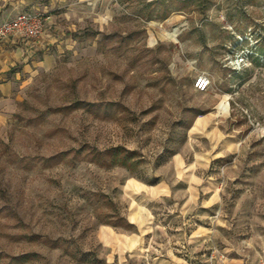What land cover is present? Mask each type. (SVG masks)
<instances>
[{
    "label": "rangeland",
    "instance_id": "374dc122",
    "mask_svg": "<svg viewBox=\"0 0 264 264\" xmlns=\"http://www.w3.org/2000/svg\"><path fill=\"white\" fill-rule=\"evenodd\" d=\"M69 6L83 17L74 45L13 96L0 123V264H200L213 247L225 264H258L264 0ZM200 75L204 91L194 88ZM115 150L129 156L126 167L113 163ZM184 177L206 192L190 208L205 227L198 241L185 239L196 225L181 224L169 197L148 203L160 219L147 251L115 254L101 243L107 227L134 230L123 212L136 186L164 180L181 197Z\"/></svg>",
    "mask_w": 264,
    "mask_h": 264
},
{
    "label": "crops",
    "instance_id": "0c3cea01",
    "mask_svg": "<svg viewBox=\"0 0 264 264\" xmlns=\"http://www.w3.org/2000/svg\"><path fill=\"white\" fill-rule=\"evenodd\" d=\"M72 0H0V23L13 18L18 13H40L44 19V31L42 35L34 41L15 42L6 40L0 42V123L8 117V103L13 102V96H17L20 90L30 84L39 74L49 71L62 56L65 49L72 48L74 40L71 37L77 24L75 21L81 20L82 16H75V7L69 6ZM182 175L183 168L180 169ZM184 181V194L175 197L171 194L172 184L168 181L158 180L154 184L136 186L128 197L127 206L124 208L123 217L126 224L134 230L125 233L115 231L112 227H107L99 234V240L103 245L110 246L115 254L129 253L140 249L147 251L149 248L144 243L145 237L158 227L159 213L154 207L148 205L149 202L157 199L173 198V203L178 205V211L174 216L180 218L182 225L191 226L189 221H193L196 227L184 230L187 241H198V236L204 233L201 224L195 222L194 212L190 208L198 202L200 192L206 193L201 188L195 186L194 179L184 177L176 181ZM145 192V195L144 193ZM210 198V197H209ZM203 202H208L205 197ZM168 226L165 223L163 227ZM179 228H181L179 226ZM188 232V233H187ZM158 243V242H157ZM160 245V244H158ZM176 262L168 257H152L147 264H175ZM197 264L192 262L186 264Z\"/></svg>",
    "mask_w": 264,
    "mask_h": 264
},
{
    "label": "built area",
    "instance_id": "2783aa9c",
    "mask_svg": "<svg viewBox=\"0 0 264 264\" xmlns=\"http://www.w3.org/2000/svg\"><path fill=\"white\" fill-rule=\"evenodd\" d=\"M44 31V19L40 13H18L13 18L0 23V42L14 40L15 42H30L37 40ZM210 85L207 76L200 75L194 81L197 91H204ZM226 255L222 250L211 248L200 264H225ZM258 264H264V259Z\"/></svg>",
    "mask_w": 264,
    "mask_h": 264
},
{
    "label": "trees",
    "instance_id": "16d2710c",
    "mask_svg": "<svg viewBox=\"0 0 264 264\" xmlns=\"http://www.w3.org/2000/svg\"><path fill=\"white\" fill-rule=\"evenodd\" d=\"M111 153L113 154V156H115V158L113 160V163H118V165H120L122 167H126L127 160L129 158V156H120V158H118L121 153H125V152H121V151L115 150V151H113ZM137 163H138L137 161L134 162V164H137ZM113 226H115V225H113Z\"/></svg>",
    "mask_w": 264,
    "mask_h": 264
}]
</instances>
